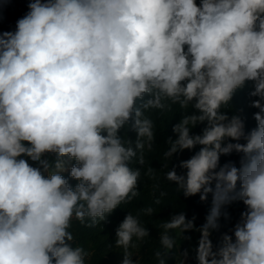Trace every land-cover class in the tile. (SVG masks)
Here are the masks:
<instances>
[{
	"label": "clouds",
	"instance_id": "obj_1",
	"mask_svg": "<svg viewBox=\"0 0 264 264\" xmlns=\"http://www.w3.org/2000/svg\"><path fill=\"white\" fill-rule=\"evenodd\" d=\"M28 7L15 31L0 33V264H85L73 220L94 227L138 195L141 172L130 162L139 151L143 164L155 140L146 113L171 105L193 112L173 126L177 139L164 156L200 147L180 162L186 172L173 167L165 178L186 198L212 195L197 264H264V0H32ZM248 83L259 111L246 132L244 120L223 109ZM199 124L202 133L190 134ZM233 152L239 167L221 166ZM237 200L246 210L234 238L224 234L214 248L221 208ZM162 227L158 264L176 246L169 230H195L183 212ZM148 236L128 213L116 229L121 264H137L128 249Z\"/></svg>",
	"mask_w": 264,
	"mask_h": 264
},
{
	"label": "trees",
	"instance_id": "obj_2",
	"mask_svg": "<svg viewBox=\"0 0 264 264\" xmlns=\"http://www.w3.org/2000/svg\"><path fill=\"white\" fill-rule=\"evenodd\" d=\"M30 2L32 0H0V33L15 31L17 21L29 11ZM197 4H199V0H197ZM251 90V83L237 90L228 107L223 109L229 116L239 115L245 122L246 132L257 126L254 113L259 111V109L251 106L252 101L257 99V97L249 95ZM192 112L193 109L190 107L182 110L179 105H171L170 109L150 110L146 113L153 120L155 140L151 150L145 147L143 164L139 163V151L137 157H134L130 162V167L139 168L141 172L137 188L138 195L130 202L121 204L107 216L105 221H101L94 227L81 225L75 220L72 222L70 231L74 235V246L83 247L88 253L85 264H121L123 253H119V249L122 248L115 246L116 229L128 213L138 217L141 225L149 231V236L142 241L133 238L134 247L130 246V248H137L139 251V258L134 261H137V264H158L155 252L158 250L163 252L159 241L160 235L164 232L162 225L180 212L185 213L187 219L194 220L195 230L185 232L182 235L178 229L169 230V235L175 239L176 246L164 258L166 264H178V261L183 258L181 254L188 250L189 255L185 264H197L195 248L201 236L199 228L205 224L206 217L212 207V195L209 194L205 201H201L199 194L186 198L174 183L165 178V174L173 167L178 174L186 172V170L179 168L180 162L190 159L196 151H199L200 146L192 150L186 149L175 153L171 158L164 156L170 147L167 141L177 139V135L173 132V126L179 123L184 114H191ZM204 127L205 124H199L191 129L190 134H201ZM129 136L132 138L134 146L135 133H129ZM46 158L49 161H54L56 156L49 154ZM229 161L235 162L236 166L239 167L240 154L233 152L231 155L221 156L220 165L222 166ZM29 163L36 166L32 161ZM63 175L69 179L72 186H75L77 181L71 179L67 172ZM149 207L154 210L151 215L145 214L143 211ZM245 210V205L239 200L221 208V216L218 220L219 227L211 230L210 235L214 248L220 245L224 234L233 235L234 238V226L238 217H241V213ZM185 237H190V239Z\"/></svg>",
	"mask_w": 264,
	"mask_h": 264
},
{
	"label": "rangeland",
	"instance_id": "obj_3",
	"mask_svg": "<svg viewBox=\"0 0 264 264\" xmlns=\"http://www.w3.org/2000/svg\"><path fill=\"white\" fill-rule=\"evenodd\" d=\"M240 221V217H238V219H237V222H236V224L238 223ZM235 224V225H236ZM234 228H235V226H234ZM123 249H119V253H123ZM128 251L129 252H131V254H132V259L133 260H138V258H139V251H138V249L136 248V249H131L130 247H129V249H128Z\"/></svg>",
	"mask_w": 264,
	"mask_h": 264
}]
</instances>
